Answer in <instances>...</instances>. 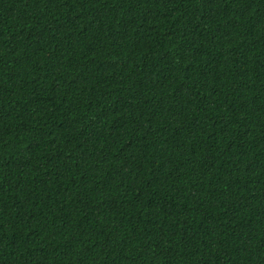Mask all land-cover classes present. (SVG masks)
Wrapping results in <instances>:
<instances>
[{
    "label": "trees",
    "instance_id": "trees-1",
    "mask_svg": "<svg viewBox=\"0 0 264 264\" xmlns=\"http://www.w3.org/2000/svg\"><path fill=\"white\" fill-rule=\"evenodd\" d=\"M0 264H264V0H0Z\"/></svg>",
    "mask_w": 264,
    "mask_h": 264
}]
</instances>
